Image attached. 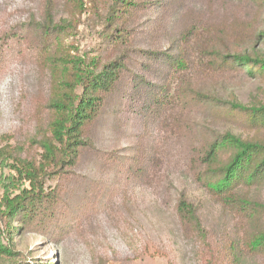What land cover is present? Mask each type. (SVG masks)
Returning <instances> with one entry per match:
<instances>
[{
	"label": "trees",
	"instance_id": "trees-1",
	"mask_svg": "<svg viewBox=\"0 0 264 264\" xmlns=\"http://www.w3.org/2000/svg\"><path fill=\"white\" fill-rule=\"evenodd\" d=\"M72 1L75 14H80L83 0ZM99 1L107 5L105 20L111 28L106 56L87 61L69 52L65 41L76 20L59 18L51 0H44L37 17L0 34V57L37 55L46 82L42 110L29 133L14 147L0 148V166L11 160L19 180L28 183L18 194L0 198V264H30L16 250L18 236L59 232L57 223L69 217L65 196L61 189L47 187L46 181L75 175L84 155L95 150L94 131L107 106L123 100L128 105L136 102L156 117L162 107L175 102L208 109L248 133L243 137L226 130L206 139L193 158L194 176L234 217L223 262L264 264V101L246 106L234 96L219 99L193 84L195 75L237 74L264 81V49L259 47L264 32H250V24L238 29L228 22L227 0H88L91 6ZM245 1L264 11V0ZM145 11L154 16L152 23L169 20L168 30L174 33L167 49L132 47L135 20ZM197 34L211 47L193 42ZM133 54L135 70L130 68ZM99 158L125 176L147 172L141 160L119 164L112 152ZM175 214L181 228L206 241L199 207L183 193L177 196Z\"/></svg>",
	"mask_w": 264,
	"mask_h": 264
},
{
	"label": "rangeland",
	"instance_id": "rangeland-1",
	"mask_svg": "<svg viewBox=\"0 0 264 264\" xmlns=\"http://www.w3.org/2000/svg\"><path fill=\"white\" fill-rule=\"evenodd\" d=\"M51 1L59 18L76 20L75 30L65 41L73 56L88 61L107 55L111 28L105 20L107 5L103 1L91 6L83 0L80 14H75L72 0ZM43 2L0 0V34L37 17ZM225 13L224 18L238 29L250 24V32H264V11L250 8L245 0H227ZM154 20L146 11L138 15L134 49L168 48V37L174 30H168V19L159 24L152 23ZM192 40L211 47L202 34ZM261 41L259 47L264 49V38ZM132 58L130 68L135 70L137 56ZM39 65L38 56L31 53L10 60L0 57V148H12L22 141L40 115L46 82ZM193 80L202 92L219 99L234 96L246 106L264 101L262 80L237 74L195 75ZM143 110L126 100L107 106L94 131L95 150L84 155L75 175L46 181L50 189L62 190L69 217L57 223L56 234L18 236L20 259L25 257L30 264H226L222 254L234 217L197 184L193 158L213 134L230 130L246 137L248 133L216 118L208 109L197 110L177 102L162 107L159 117ZM110 152L119 157V164L141 160L147 172L125 176L118 167L99 158ZM11 165L8 160L0 166V198L28 188ZM179 193L198 205L206 241L177 222Z\"/></svg>",
	"mask_w": 264,
	"mask_h": 264
}]
</instances>
